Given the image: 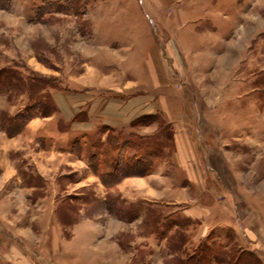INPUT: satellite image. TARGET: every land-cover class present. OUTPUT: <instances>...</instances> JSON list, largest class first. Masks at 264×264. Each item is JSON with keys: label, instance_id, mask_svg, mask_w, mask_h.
<instances>
[{"label": "rangeland", "instance_id": "obj_1", "mask_svg": "<svg viewBox=\"0 0 264 264\" xmlns=\"http://www.w3.org/2000/svg\"><path fill=\"white\" fill-rule=\"evenodd\" d=\"M194 262L264 264V0H0V264Z\"/></svg>", "mask_w": 264, "mask_h": 264}, {"label": "crops", "instance_id": "obj_2", "mask_svg": "<svg viewBox=\"0 0 264 264\" xmlns=\"http://www.w3.org/2000/svg\"><path fill=\"white\" fill-rule=\"evenodd\" d=\"M177 19H178L179 26H184L183 21L180 22V17L178 15H177ZM186 22H188L187 19H186ZM150 55H151V50H150ZM149 66H151L150 61H148L147 65L145 64V66L142 68V70H144V69L147 70V68H149ZM141 81L142 82L140 83V86H142L144 84L143 80H141ZM179 97L180 96L178 94L170 95L169 98H167L165 100V103L160 106V108L164 111L165 115L167 116L166 120H168L169 122H175V121L179 120V118H180V114L182 111H181V107H180L181 102H178L180 100L177 99ZM124 114H126L127 116H132L130 110L128 112H125ZM154 174L155 173L152 171V172L147 173L144 176L130 175V176L123 177L121 179V181H119L118 183L115 184L114 189L115 190L118 189L121 193H123L124 196L128 195V193H127V191H128L130 193V195H133L136 197L135 199L131 200L133 202L139 201V200L144 201L143 197H145V196H141L140 192L143 189H147V184H149V180H151V178L160 176L159 174H155V176H154ZM147 190H149V192H152L153 188L149 187V189H147ZM147 198L149 200L151 199L150 197H146L145 199H147Z\"/></svg>", "mask_w": 264, "mask_h": 264}, {"label": "trees", "instance_id": "obj_3", "mask_svg": "<svg viewBox=\"0 0 264 264\" xmlns=\"http://www.w3.org/2000/svg\"><path fill=\"white\" fill-rule=\"evenodd\" d=\"M6 71H8V70H6L5 69V72ZM32 80H34V78L32 79ZM39 81V80H38ZM41 103H42V101L41 100H38V101H35L32 105H35L36 107H38V106H40L41 105ZM43 106H45V104L43 103ZM31 109V106L28 104L27 105V107H26V111H28V110H30ZM26 111L25 112H23L22 114H19V116H22L23 118H25V119H27V118H29L30 117V115L31 114H26ZM42 114H44V113H42ZM29 116V117H28ZM13 125L15 126V129L16 128H18V127H20L19 126V123H13ZM16 131V130H15ZM15 131H9L8 133L10 134V135H12ZM136 142V141H135ZM136 143H139V142H136ZM148 149H151V147H148ZM136 150H137V152H139V153H137V154H139V157L141 158V151L143 150L142 148H137L136 147ZM152 151H153V149H151ZM145 153H146V151H145ZM148 154V153H147ZM139 158V159H140ZM139 161V160H138ZM138 161H136V162H132V161H129V159H127L125 162L124 161H122V163L121 164H119V167H121V169L123 170V172H122V174L121 175H119V173H117V172H109V173H107L106 175H102V180H103V182H108V180H111V178H112V180H114V179H116V181H118L119 180V178H121L120 176H124V174H132V173H136V171L134 170V169H136L139 165H140V163L138 162ZM116 169H118V168H116ZM119 170V169H118ZM121 170V171H122ZM137 170V169H136ZM122 176V177H123ZM115 182V181H114ZM123 202H126V201H123ZM144 201H141V203H143ZM126 203H130V202H126ZM131 204H133V203H131ZM110 206V205H109ZM110 208H113V205L112 206H110ZM133 210V211H132ZM130 209L129 210V213L132 215L131 217H135V215L134 214H136V215H138L137 214V212L135 211V208L134 209ZM138 211V213L140 214V209L139 210H137ZM136 212V213H135ZM147 219L148 220H150L152 223H159V221H160V219H161V213L160 212H154V211H150L148 214H147ZM191 264H197L196 262H194V263H191Z\"/></svg>", "mask_w": 264, "mask_h": 264}]
</instances>
